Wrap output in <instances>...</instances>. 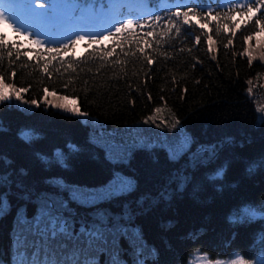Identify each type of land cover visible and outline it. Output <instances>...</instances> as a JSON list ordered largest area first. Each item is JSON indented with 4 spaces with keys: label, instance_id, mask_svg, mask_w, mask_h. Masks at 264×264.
Masks as SVG:
<instances>
[{
    "label": "trees",
    "instance_id": "16d2710c",
    "mask_svg": "<svg viewBox=\"0 0 264 264\" xmlns=\"http://www.w3.org/2000/svg\"><path fill=\"white\" fill-rule=\"evenodd\" d=\"M196 15L206 28L197 26L180 38L174 31L173 40L158 38L146 45L130 41L111 57L105 55L111 50L93 48L79 60L74 56L50 63L51 77L42 71L43 55L28 59L12 47H0V76L16 89L27 88L23 100L31 107L17 105V100L0 102V173L11 177L9 187H0L9 201L0 214V257L10 258L14 252L18 211L30 218L39 197L67 198L52 185L53 178L99 185L120 169L134 177V191L98 207L116 216L129 211L128 226L142 236L141 241L131 235L118 239L121 264H135L137 255L131 249L138 243L145 246L139 257L144 264H187L197 250L213 259L237 253L246 260L264 258V218L244 216L247 208L264 209V119L257 121L255 100L248 91L249 81L264 68L254 59L264 52V17L219 12L211 15L213 20ZM45 87L57 94L49 96L53 105L68 102L60 97L76 98L82 110L106 126L135 121L168 103L190 131L192 146L205 149L170 158L164 146L141 145L128 159L111 160L90 138L88 122L43 102ZM33 99L38 107L28 103ZM25 130L35 134L30 143L21 138ZM71 145L77 150L71 151ZM211 149H216L212 156ZM57 150L64 154L63 165L56 161ZM20 169L26 175H19ZM220 169L223 175L217 176ZM21 188L31 196L22 195ZM71 208L77 219L96 211L74 203ZM96 259L110 264V253L102 251Z\"/></svg>",
    "mask_w": 264,
    "mask_h": 264
},
{
    "label": "snow or ice",
    "instance_id": "6c2138e0",
    "mask_svg": "<svg viewBox=\"0 0 264 264\" xmlns=\"http://www.w3.org/2000/svg\"><path fill=\"white\" fill-rule=\"evenodd\" d=\"M149 3H158V0H145V7ZM220 3L223 7H229L230 5L239 6L241 8L244 5L240 4V0H220ZM253 4H256V8L253 9ZM34 7L40 10H43L40 14L43 15L47 9L51 7L48 0H46V5L39 0H34ZM94 15L102 14L111 7L105 0L104 3L94 4L92 8H89L87 5L84 6ZM247 14L249 19L256 16L260 11L261 7H264V0H249L247 3ZM207 17L216 20V17L211 16V8L205 9ZM191 13V19H190ZM74 14H79L74 12ZM19 13L15 11L12 6H5L0 8V23H7L10 27H13L17 33H24L25 38L29 36L33 37V43L44 47L46 44L58 43L52 41L49 38L47 40H40L39 37L42 34H38L37 30L28 25L26 22L18 19ZM121 19L116 22L112 28L106 30L104 33H85L80 34L79 32L75 34V39H67V43H61L62 49H67L69 45L75 46L76 43L85 40V36H89L93 43L99 41H106L109 38H114L118 34H121L126 31L133 30L134 28L142 29L144 24L140 20H134L130 18L132 16H138L139 13L128 14L125 10H121L119 13ZM174 17L175 19H171ZM143 19V17H141ZM158 22L161 20V16L149 14L148 20H153ZM171 23L169 25L168 31L170 32L173 28L177 34L180 32V28L176 27L178 21H182L184 25L191 26L193 22L201 28L204 29L207 27L205 24L200 23V18L197 17L194 10L189 9L187 11H182L179 4L176 5L175 11L171 13ZM231 19V17H228ZM15 21V23H13ZM259 23V21H257ZM239 28V25H236ZM261 28L264 29V25H261ZM219 32L220 30L217 29ZM168 33H164L167 35ZM235 35V33H233ZM6 34H0V47H3L5 44ZM46 36V35H44ZM147 36L151 37L152 32H148ZM196 42L199 43V37H196ZM251 39V37H245V40ZM209 48L211 50L212 39L211 36H208L207 40ZM137 44L140 43L139 40L136 41ZM147 43V41H145ZM229 45L232 44V41L229 40ZM228 45H226L227 47ZM148 47L151 48L152 45L148 44ZM115 47L111 51L105 53L107 57H111L115 52ZM48 51L52 53L55 51V55H51L50 58L45 60L44 67L42 69L43 73L51 77V72L49 71V64L52 61L57 59L59 55V49H51ZM139 51L144 53L145 49L140 48ZM251 57V53H245ZM11 56V53H9ZM19 58V57H17ZM60 62H63V58H60ZM149 63H152L149 57ZM71 68V65H68ZM59 71V69H57ZM15 76V72L12 73V77ZM251 83V81H249ZM65 88L68 87V84L64 85ZM28 91L27 88L16 89L14 86H10L5 83L3 77L0 76V102L12 101L13 98L17 101L23 100V93ZM44 96L42 97L43 102L52 107H57L64 109L65 111L72 112L77 115L87 116V113L81 112L78 99L70 98L67 96L60 97L63 101H69L70 99L74 100L73 104L62 103V104H52V101L49 100V96H56V92L53 90L52 93L48 92L47 87L43 90ZM249 92L252 91L251 88L248 89ZM151 99V97L149 96ZM30 105L39 106V101L36 99L31 100ZM162 109L157 107L154 109L152 116L146 117L143 121L145 124H155L158 119V114L161 113ZM162 123H166L163 122ZM180 123L176 119L172 124L171 128H176ZM21 138L26 142H31L35 138L34 132L31 130H25L21 133ZM190 143V137L184 136L180 139L179 148H174L170 153V158L177 155V153L184 148L185 145ZM71 151H76V146H70ZM56 161L61 165L64 164V154L57 150L54 153ZM42 161L48 162L46 156L39 157ZM112 158L111 156L109 157ZM2 162L10 166L11 162L7 161L6 158ZM261 166H264V161H261ZM252 170L251 168L249 169ZM19 175H26L23 169H20L18 172ZM217 176L223 175V169H220L216 173ZM11 177L6 173H0V187H9ZM54 187H56L59 192L67 193V198H60L58 194L44 195L39 197L40 204L33 214L32 217H28L25 211H18L17 213V229L15 240L13 242L12 248L14 252L10 258L0 257V264H98L96 257L102 251H108L110 253V264H121V260L118 257L117 253V241L119 238H127L129 235L132 236L136 241H141L142 236L138 230L130 228L128 225L132 219L131 213L129 211H123L119 216L110 215L107 211L101 210L98 206L102 203L109 202L112 199H117L119 197L125 196L132 191H134L135 183L129 178L122 176L120 174H115L113 179L103 188L86 190L76 186H67L63 181H52ZM21 194H27L29 197L30 193H26V190L21 188ZM76 204L81 207H93L96 208L95 213L88 217H78L72 208L71 204ZM9 207L8 193L0 192V214H3ZM260 215L261 218H264V209L257 211L252 208H247L244 210V216L246 218H254L257 215ZM143 244H137L131 250L134 251L137 255V260L135 264H144V261L140 259V255L144 250ZM152 255L156 254L155 249L149 250ZM219 264V262H217ZM232 264H247V262L241 258L232 262ZM260 264H264V258H261Z\"/></svg>",
    "mask_w": 264,
    "mask_h": 264
},
{
    "label": "rangeland",
    "instance_id": "374dc122",
    "mask_svg": "<svg viewBox=\"0 0 264 264\" xmlns=\"http://www.w3.org/2000/svg\"><path fill=\"white\" fill-rule=\"evenodd\" d=\"M254 50L257 51V49ZM254 57V59H258L259 61H262L264 63V52L261 51L258 53V56ZM250 88L252 89V91L249 93L255 100L257 121L261 122L264 119V68L259 69L251 82ZM12 101L15 102L16 100L13 98ZM67 103L73 104L74 100L70 99ZM16 104L26 109L31 108L24 100L16 101ZM157 107H160L162 111L158 114V119L155 124L143 123L146 117L153 115L154 110L135 121L116 126H106L105 124H102L95 116L89 114L87 116H79L91 125L90 138L94 142L102 145L105 149L106 156L108 158L111 156V160L114 161L128 159L133 149L141 145L149 147L164 146L170 153L174 148H179L180 139L184 136L190 137V143L188 145H185L184 148L181 149L174 157H178L184 151H188L190 154L194 155L197 152L205 149L204 147L192 146L193 138L190 131L168 103L160 104ZM80 110L83 113H87L81 108ZM176 119H178L180 123L176 126V128H171V124ZM162 121L166 123H162ZM215 152L216 149H211L210 156L214 155ZM204 158L206 159L208 158V156L206 155L204 156ZM115 174L129 177L135 183L134 177L132 175L125 173L120 169H117ZM113 177L99 185L72 183L63 179L62 177H55L53 179L55 181H63L67 186H76L86 190H94L106 186L113 179ZM261 258L262 257H259L255 261L245 259V261L247 262V264H258L260 263ZM238 259H241V257L237 256L232 259H219L213 261L203 254H196L192 258L190 264H217V262H219V264H232L233 261Z\"/></svg>",
    "mask_w": 264,
    "mask_h": 264
}]
</instances>
